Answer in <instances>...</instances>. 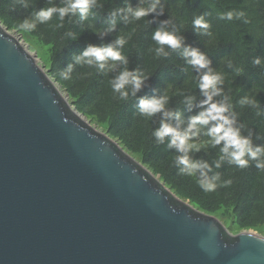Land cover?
<instances>
[{
	"label": "water",
	"instance_id": "1",
	"mask_svg": "<svg viewBox=\"0 0 264 264\" xmlns=\"http://www.w3.org/2000/svg\"><path fill=\"white\" fill-rule=\"evenodd\" d=\"M75 111L0 26V264H264Z\"/></svg>",
	"mask_w": 264,
	"mask_h": 264
},
{
	"label": "trees",
	"instance_id": "2",
	"mask_svg": "<svg viewBox=\"0 0 264 264\" xmlns=\"http://www.w3.org/2000/svg\"><path fill=\"white\" fill-rule=\"evenodd\" d=\"M31 6L24 9L16 0H0V19L5 26L19 30L23 19L34 11L48 7L46 0H31ZM59 3V0H56ZM164 14H150L140 22H117L115 32H109L103 38L93 28H108V13L117 7L130 4L136 7L139 0H99L103 7L94 8L89 19L79 21L73 17L65 18L64 27L58 28L59 20L54 16L49 24L38 25L36 32L44 43L49 45L50 61L48 75L60 87H64L76 112L96 117L111 138L119 141L125 150L138 154L139 161L157 174L164 184L174 188L177 195L194 203L206 213H218L224 208L232 215V225L239 229L251 230L262 226L264 230V171H258L254 162L246 169H238L224 164L214 169L222 174V180L231 179L228 187H219L215 192H204L195 177L180 174L174 165L176 152L169 149L167 139L157 144L151 130L159 127L160 114L148 121L137 112L140 98H152L167 93L170 97L168 109L178 111L184 120L183 127L200 109L196 107L204 99L198 88L199 74L182 57V49L171 50L165 46L168 56L157 57L153 51L157 47L152 34L161 21L169 20V30L175 28L185 38V44L204 52L211 61V68L224 74V95L231 98L234 110L240 115L238 123L245 125L243 135L252 133L254 145H264V64L254 66L255 57L264 58V0H162ZM147 6V5H145ZM230 10L244 11L245 19L227 21L220 18L221 13ZM159 11V9L157 10ZM204 15L210 22L211 36H202L192 27L194 16ZM89 25H93L90 28ZM71 30L77 39L64 38ZM119 35L128 37V43L122 49L128 64L118 65L115 72L100 74L95 67L75 66L72 78L65 81L59 73L73 63V56L79 54L88 44L104 46ZM231 62V67L228 62ZM139 69L149 74L144 87L135 97L120 101L113 96L108 80L122 71ZM243 72L237 74V69ZM204 70H201V72ZM254 95L259 108L241 107L238 101L245 95ZM185 96H192L193 106L189 111L184 103ZM216 100L223 96L215 97ZM257 112L260 114L257 115ZM175 124V120L168 121ZM260 139H257V137ZM209 156L202 150L194 153V159H207L211 162L218 155V148L208 149ZM212 175V173H209ZM195 206V207H196ZM196 207V208H197Z\"/></svg>",
	"mask_w": 264,
	"mask_h": 264
},
{
	"label": "clouds",
	"instance_id": "3",
	"mask_svg": "<svg viewBox=\"0 0 264 264\" xmlns=\"http://www.w3.org/2000/svg\"><path fill=\"white\" fill-rule=\"evenodd\" d=\"M21 7L28 9L31 0H16ZM49 5L38 12L34 11L30 17L23 19L20 28L26 32H33L38 25L49 24L55 16L60 23L58 28L64 27L65 18L69 21L78 16L80 22L89 19L92 9L103 7L99 0H46ZM147 5V6H145ZM159 9V11H157ZM150 14L157 16L164 14V3L162 0H139L136 7L130 4L125 7L113 8L109 13L107 31L93 28L95 33L103 38L109 32H115L117 22L124 23L140 22ZM220 18L227 21L245 19L244 11L230 10L221 13ZM169 20L161 21L159 26L152 34V39L157 47L153 49L157 57L168 56L165 50L167 46L171 50L182 49V57L186 64L191 65L199 74L198 88L204 99L196 105L200 111L192 116L183 127L184 120L178 111L168 109L169 95L167 93L152 98H140L137 104V112L146 120H152L160 114L159 127L151 130V135L157 144H164L167 139L169 149H174V165L180 174L195 177L199 187L204 192H215L219 187H228L232 184L231 179L222 180V174L214 169H220L225 163L238 169H246L253 165L258 171H264V145H254L252 133L243 135L242 130L245 125L238 123L239 113L234 110L231 98L224 95L223 85L225 83L224 74L211 68V61L204 52L185 44V38L178 34V30H169ZM193 29L202 36H211V24L204 15L194 16L192 19ZM70 37L77 39V34L71 30L64 33V38ZM128 43V37L119 35L114 41L104 46L88 44L79 54L73 56V63H69L63 71H60L61 79L68 81L72 78L75 66L95 67L100 74L108 75L115 72L118 65H127L128 60L122 54V49ZM254 66L264 64V58L255 57L252 61ZM231 67V62H228ZM201 70H204L201 72ZM237 74L243 69H237ZM149 74L141 72L139 69L129 70L124 67L122 71L108 80L113 96L120 101H127L130 96L136 94L144 87ZM223 96V99L216 100L215 97ZM192 96H185L184 103L189 111L193 106ZM239 105L253 109L259 108L258 101L254 95L243 96ZM260 113L257 112V115ZM175 120L172 124L168 121ZM257 139H260L258 136ZM218 148V155L211 162L207 159H194L193 154L202 150L209 156L208 149ZM212 173V175H209ZM254 238L264 241V237L255 236Z\"/></svg>",
	"mask_w": 264,
	"mask_h": 264
},
{
	"label": "rangeland",
	"instance_id": "4",
	"mask_svg": "<svg viewBox=\"0 0 264 264\" xmlns=\"http://www.w3.org/2000/svg\"><path fill=\"white\" fill-rule=\"evenodd\" d=\"M0 26L2 27V29L5 30V32L7 34H10L13 37H16L21 42V44L23 46H25V48H27V51L31 54V57H33L35 62L38 64V66L41 67L43 69V71H47L48 66H49L48 64L50 61V50H48L50 46L47 45L46 43H44L42 38L36 32L33 31V32L29 33V32H26L24 30L18 31L15 28L5 26V23L3 24L1 19H0ZM47 75H48V71H47ZM48 76L50 77V79H52V81L54 82L56 87H58V89L62 92L63 95L67 94L64 87H60L58 82H56L50 75H48ZM68 100L71 101L72 100L71 97L69 98V96H68ZM82 117L85 119V121L88 124H90L96 130L106 133V131L104 129L105 128L104 125H102L100 123L101 121H99L96 117H94V116L89 117L85 114H83ZM125 151L131 157H133L134 160H137V161L140 160L139 159L140 157L138 154L129 152L127 150H125ZM148 170L150 172H152L150 168ZM155 176H157L158 179L161 181V178L157 174H155ZM161 184H163L165 187L170 189V191L174 194V196H178L179 199L188 201L191 204H193L194 206H196L189 199H186L183 196L177 195V191L174 188L169 187L167 184H164L163 181H161ZM210 214L217 217V219H219L223 223V225H225V227L227 228V231L231 232L233 234H236V233L241 232V231H251V232L253 231L255 233L264 235V230H262L263 229L262 226H257L256 228H249L251 230L239 229V227L233 226L232 225V219H231L232 218L231 212L226 211L224 208L220 209L217 214L216 213H210Z\"/></svg>",
	"mask_w": 264,
	"mask_h": 264
},
{
	"label": "bare ground",
	"instance_id": "5",
	"mask_svg": "<svg viewBox=\"0 0 264 264\" xmlns=\"http://www.w3.org/2000/svg\"><path fill=\"white\" fill-rule=\"evenodd\" d=\"M16 38V37H15ZM17 39V38H16ZM18 40V39H17ZM19 41V40H18ZM19 44L25 49V50H27V48H25V46H23L22 44H21V42L19 41ZM64 96H66V95H64ZM68 98V97H67ZM69 101V100H68ZM69 103H71L70 101H69ZM71 105L73 106V104L71 103ZM73 108H75L74 106H73ZM76 110V109H75ZM77 111V110H76ZM75 111V112H76ZM78 115H79V118H81V119H83V121L85 120L83 117H82V115H81V113H79V112H76ZM103 133H105V132H103ZM105 134H107V133H105ZM108 135V134H107ZM108 136H110V135H108ZM111 138V137H110ZM111 139H113V138H111ZM113 140H115V141H117L116 139H113ZM118 142V141H117ZM119 143V142H118ZM121 148H122V146H121ZM141 164H143L141 161H139ZM144 165V164H143ZM145 166V165H144ZM145 167H147V166H145ZM148 168V167H147ZM154 174V173H153ZM155 175V174H154ZM178 197V196H177ZM183 201H185V200H183ZM185 202H187L188 204H190L193 208H195V209H197V210H199L198 208H196L193 204H191L190 202H188V201H185ZM199 211H201V210H199ZM201 212H203V213H205V214H207V215H210V216H213V215H211V214H209V213H206V212H204V211H201ZM215 216H213V218H214ZM215 219H217V217H215ZM218 221H220L219 219H217ZM221 222V221H220ZM222 223V222H221ZM222 225H223V223H222ZM224 226V228L225 229H227L226 227H225V225H223ZM228 232V231H227ZM241 232H243V231H241ZM246 232H251V231H246ZM253 232V231H252ZM251 232V233H252ZM229 233H231V232H229ZM238 233H240V232H238ZM238 233H236V234H238ZM254 234H257L258 235V233H255V232H253ZM231 234H233V233H231ZM236 234H233V235H236ZM259 235H261V234H259ZM264 236V235H263Z\"/></svg>",
	"mask_w": 264,
	"mask_h": 264
}]
</instances>
